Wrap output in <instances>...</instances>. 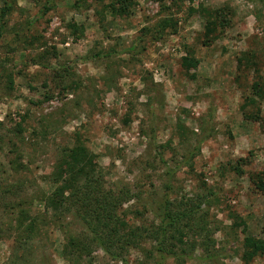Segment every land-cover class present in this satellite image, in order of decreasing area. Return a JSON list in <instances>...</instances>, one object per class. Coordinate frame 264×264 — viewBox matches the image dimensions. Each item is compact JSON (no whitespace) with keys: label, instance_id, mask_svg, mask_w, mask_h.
Segmentation results:
<instances>
[{"label":"rangeland","instance_id":"obj_1","mask_svg":"<svg viewBox=\"0 0 264 264\" xmlns=\"http://www.w3.org/2000/svg\"><path fill=\"white\" fill-rule=\"evenodd\" d=\"M8 1L15 3L0 27V264H69L62 250L82 228L71 215L54 220L38 197L53 191L50 176L78 144L94 156L105 188L129 193L130 225L156 224L166 197L205 199L188 257L161 264H264V253L246 261L243 246L245 238L264 242V195L254 183L264 170V129L255 121L264 119V3L134 0L113 16L112 0ZM213 11L220 23L208 34ZM21 207L35 220L33 233L17 229ZM157 260L145 242L121 262L92 246L78 264Z\"/></svg>","mask_w":264,"mask_h":264},{"label":"trees","instance_id":"obj_2","mask_svg":"<svg viewBox=\"0 0 264 264\" xmlns=\"http://www.w3.org/2000/svg\"><path fill=\"white\" fill-rule=\"evenodd\" d=\"M248 1L264 3V0ZM133 2L134 0H112L107 10L113 16L124 15L129 12ZM14 3L3 0L0 27L4 24L5 16L13 9ZM206 13L204 11L203 15ZM218 19L216 11L209 14L205 25L208 34L217 29L220 23ZM192 62L196 63V61ZM190 63L186 59L183 60V66L190 67ZM9 85L12 87L11 80ZM252 91L253 97L263 98V92L258 85L254 84ZM253 99L251 101H254ZM255 121L264 129V119L258 118ZM1 126L0 122V128ZM202 141L200 140L198 147L192 150L189 157H184V164H188L194 152H199ZM93 157L81 144L68 149L58 163L56 171L50 176L49 181L54 186L53 191L49 194L40 193L38 197L44 210L51 212L54 220H62L66 215H71L82 228L78 235L69 237L64 245L62 254L67 263L78 264L87 249L92 246L101 249L113 260L121 262L130 249H140L145 242L154 244V252L158 259L156 264H161L168 258L182 261L185 256L188 257L189 251L186 246L190 244L189 234L195 228L196 217L205 205V199L178 201L166 197L156 214V224L149 227L130 225L123 210L124 205L130 201L129 193L122 189L113 191L105 188L103 180L95 175ZM169 175L172 177L173 172ZM254 183L257 190L264 195V170ZM17 224V229L22 230L23 233H33L38 230L35 220L31 219L22 207L18 212ZM22 241L23 238L20 242L21 247L24 246ZM243 246L246 261H251L264 253V242L261 240L245 238Z\"/></svg>","mask_w":264,"mask_h":264}]
</instances>
